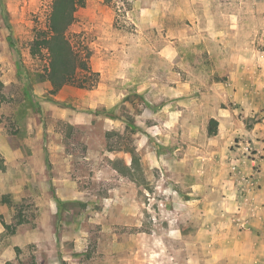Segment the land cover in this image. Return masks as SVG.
<instances>
[{
  "label": "rangeland",
  "instance_id": "1",
  "mask_svg": "<svg viewBox=\"0 0 264 264\" xmlns=\"http://www.w3.org/2000/svg\"><path fill=\"white\" fill-rule=\"evenodd\" d=\"M53 1L0 0V264L207 263L183 237L206 222L185 191L207 154L257 153L264 0H85L65 37L98 83L55 95L29 53ZM232 109L218 146L210 116ZM128 149L131 178L114 169Z\"/></svg>",
  "mask_w": 264,
  "mask_h": 264
},
{
  "label": "crops",
  "instance_id": "2",
  "mask_svg": "<svg viewBox=\"0 0 264 264\" xmlns=\"http://www.w3.org/2000/svg\"><path fill=\"white\" fill-rule=\"evenodd\" d=\"M237 100L232 97L231 101ZM235 114L236 110L232 109L210 116L218 124L212 143L230 146L233 135L224 133L223 129L236 128ZM261 129L262 125L255 123L244 130L247 146L257 151L251 157L248 154L240 157L241 149L229 148L223 155L221 148L213 155H218V160H211L213 156L207 154L198 161L201 169L191 172L193 180L185 194L189 197L188 204L205 205L206 222L183 237L201 249L208 259L204 264H264V133ZM240 179L244 181L242 188ZM194 258L195 255L188 257L185 264H193ZM175 264L180 263L175 261Z\"/></svg>",
  "mask_w": 264,
  "mask_h": 264
},
{
  "label": "trees",
  "instance_id": "3",
  "mask_svg": "<svg viewBox=\"0 0 264 264\" xmlns=\"http://www.w3.org/2000/svg\"><path fill=\"white\" fill-rule=\"evenodd\" d=\"M85 0H54L48 23L41 34V40H35L30 46V55L45 54L47 66L39 80H46L51 85L50 93L55 95L62 87L73 85L81 89H91L98 83V74L93 73L87 63V58L82 57L71 46L65 37L67 29L74 21L73 14L78 7H83ZM1 100V95H0ZM217 121L210 119L208 123V134L213 136L217 131ZM112 133H107L106 137ZM131 156V165L127 166L119 161L114 163V169L120 174L131 178L133 173L139 169V160L134 151L126 150ZM121 164V165H119ZM3 227L14 230L3 222ZM18 224H21L18 221ZM16 257L20 255V249L15 248Z\"/></svg>",
  "mask_w": 264,
  "mask_h": 264
}]
</instances>
